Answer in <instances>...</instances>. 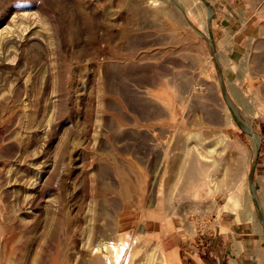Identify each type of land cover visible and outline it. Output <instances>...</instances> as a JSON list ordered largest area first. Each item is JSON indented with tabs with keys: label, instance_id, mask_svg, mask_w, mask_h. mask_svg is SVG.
Masks as SVG:
<instances>
[{
	"label": "rangeland",
	"instance_id": "1",
	"mask_svg": "<svg viewBox=\"0 0 264 264\" xmlns=\"http://www.w3.org/2000/svg\"><path fill=\"white\" fill-rule=\"evenodd\" d=\"M202 249L264 264V0H0V264Z\"/></svg>",
	"mask_w": 264,
	"mask_h": 264
},
{
	"label": "crops",
	"instance_id": "2",
	"mask_svg": "<svg viewBox=\"0 0 264 264\" xmlns=\"http://www.w3.org/2000/svg\"><path fill=\"white\" fill-rule=\"evenodd\" d=\"M243 17H245V13L243 12L242 14ZM253 20V19H252ZM254 28H252L249 32H247V34L244 36L242 31H238L236 33V35L241 36V37H248L250 38L249 40H247L246 43H248L251 39H255L256 38V34L255 31L253 30ZM244 43V42H242ZM245 224H247L246 222L241 224L236 223V222H221L219 223V228H218V235L220 236H216V237H210L206 239V245L211 246L212 250H216L217 247L220 248L219 245V241L222 240V244L224 245V248L226 247V241L231 242L230 243V247L231 249H234V245L237 243H243L245 244V242L250 243L251 240V233H250V228L248 226H246ZM239 230H241L242 232L239 233ZM217 235V234H216ZM242 236V237H239ZM200 244H203V241L200 242ZM217 245V246H216ZM207 247V246H206ZM203 251L200 253V255L198 256V262L201 261L203 264H208L209 260L214 264L215 261L210 258L208 259L205 255H206V251L204 249H202ZM212 250L210 251V255H212ZM226 253H229V249L226 247L225 248ZM207 258V259H206ZM229 258V256L227 257V259ZM196 261V260H195ZM228 262V260H227Z\"/></svg>",
	"mask_w": 264,
	"mask_h": 264
},
{
	"label": "bare ground",
	"instance_id": "3",
	"mask_svg": "<svg viewBox=\"0 0 264 264\" xmlns=\"http://www.w3.org/2000/svg\"><path fill=\"white\" fill-rule=\"evenodd\" d=\"M241 123H243V121L241 122ZM244 124V126L248 129V131L252 134V137H257L258 135H257V133H255L253 130H252V128H251V125L250 124H245V123H243ZM254 138V139H255ZM257 140V139H256Z\"/></svg>",
	"mask_w": 264,
	"mask_h": 264
},
{
	"label": "water",
	"instance_id": "4",
	"mask_svg": "<svg viewBox=\"0 0 264 264\" xmlns=\"http://www.w3.org/2000/svg\"><path fill=\"white\" fill-rule=\"evenodd\" d=\"M211 9V8H210Z\"/></svg>",
	"mask_w": 264,
	"mask_h": 264
}]
</instances>
